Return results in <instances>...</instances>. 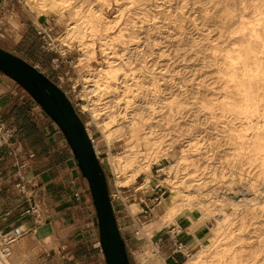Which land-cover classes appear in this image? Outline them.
Returning a JSON list of instances; mask_svg holds the SVG:
<instances>
[{
  "label": "rangeland",
  "instance_id": "obj_1",
  "mask_svg": "<svg viewBox=\"0 0 264 264\" xmlns=\"http://www.w3.org/2000/svg\"><path fill=\"white\" fill-rule=\"evenodd\" d=\"M63 2V6L73 4L79 12L99 10L111 21L110 35L114 38L122 35L118 41L110 42L107 48L108 52L113 53L116 62L123 65L122 72L112 82L116 85L121 82V86L130 87L128 109L123 111L125 118L130 119L133 112L144 117L145 124L156 128L154 138L160 142L157 155L166 154L162 162H154L150 166L151 176L146 186L151 192L157 189L155 203L167 196L166 189L159 186L166 178V167L181 155L182 148L187 144L194 145L192 155L202 154L205 150L213 151L209 152V159L200 170L206 173L205 177L208 179H215L220 171L222 159L219 157L226 152L223 149L227 148L225 145L219 147L220 143L231 128L238 126L237 120L231 122L219 110L231 95L230 89L222 80V56L230 53L233 46L230 42L238 36L235 31L237 22L242 18L252 20V12L262 5V1L63 0L61 3ZM0 4V8L8 12L14 8L23 12L25 19L30 20L33 27L31 34L34 37L31 46L15 41L4 43L1 40L0 44L5 50L37 66L39 71L65 92L83 123H89L88 134L96 146L107 182L112 187L116 186L115 176L107 160L108 147L102 141V135L92 123L89 113L81 109L82 105L87 104L85 96L81 94L82 76L95 72L100 66L105 67L98 44H94L93 56L82 57L76 49L62 47L59 41L65 35V23L70 18L67 12L60 21L54 14H42L40 9L27 0H0ZM71 5L65 9H71ZM39 22L49 24L52 28V51L45 50L46 42L37 34L36 25ZM121 98L122 96L119 98V107L123 103ZM146 102L150 104L146 105ZM124 144L125 139L120 135L112 142V155L120 154ZM202 162L198 165H202ZM143 176L141 174L135 181L141 184ZM235 187L234 191L227 190L226 194L230 199L241 200L244 188H239V191L238 186ZM118 188L121 190L122 187ZM259 189L264 193V184ZM130 211L132 214L136 212ZM206 224L209 234L212 223ZM259 228L258 234L262 231V227ZM251 236L252 234L247 235V238ZM253 239L246 244L252 245ZM201 243L191 254L207 245L205 241ZM248 252L245 251L247 254ZM263 258L264 251L257 256L259 260ZM8 262L10 263V258Z\"/></svg>",
  "mask_w": 264,
  "mask_h": 264
},
{
  "label": "bare ground",
  "instance_id": "obj_2",
  "mask_svg": "<svg viewBox=\"0 0 264 264\" xmlns=\"http://www.w3.org/2000/svg\"><path fill=\"white\" fill-rule=\"evenodd\" d=\"M62 1L27 0L42 14H54L60 21L65 12L69 14L65 35L59 40L62 47L76 49L82 57H87L95 54L94 44H98L105 67L82 76L81 94L87 104L81 109L89 113L108 147L107 160L116 186H130L141 174L144 176L140 186H146L151 176L150 166L162 162L166 154L157 155L160 142L154 138L156 128L145 124L144 117L137 116L133 110L132 117L125 118L123 111L128 109L130 87L112 82L122 72L123 65L116 62L107 48L122 35L117 38L110 35L111 21L99 10L79 12L68 3L66 6L74 9L71 12ZM261 1L262 5L251 14L252 20L242 18L237 22L238 36L230 42L233 43L230 53L222 56V80L231 95L219 110L231 122L237 120L238 126L231 128L220 143L219 147H227L219 157L220 171L215 179L205 177L206 173L200 169L211 150L192 155L194 145L187 144L181 155L166 167V178L159 185L167 192L158 203L161 226H170L180 217L189 218L194 227L212 223L209 234L203 238L206 246L192 254L183 249L188 257L183 264H264V258L257 259L264 251V193L259 191L264 184V0ZM121 96L123 103L119 107ZM120 135L125 139L123 151L112 155V142ZM200 162L202 165H198ZM235 186L238 190L244 188L241 200L230 199L226 194L227 190L234 191ZM130 208L138 210L136 206ZM259 227H262L260 234ZM252 238V245L246 244ZM0 264L10 263L0 258Z\"/></svg>",
  "mask_w": 264,
  "mask_h": 264
},
{
  "label": "crops",
  "instance_id": "obj_3",
  "mask_svg": "<svg viewBox=\"0 0 264 264\" xmlns=\"http://www.w3.org/2000/svg\"><path fill=\"white\" fill-rule=\"evenodd\" d=\"M14 9L0 8V40L31 46L30 20ZM0 122L16 128L18 153L15 157L0 153V229L25 231L13 246L10 264H104L87 183L71 164L64 137L41 108L1 73ZM137 183L121 190L108 184L130 263L183 264V249L191 253L201 245L207 224L194 227L189 218L180 217L161 226L154 200L157 189L151 192ZM131 206L138 208L133 214Z\"/></svg>",
  "mask_w": 264,
  "mask_h": 264
},
{
  "label": "water",
  "instance_id": "obj_4",
  "mask_svg": "<svg viewBox=\"0 0 264 264\" xmlns=\"http://www.w3.org/2000/svg\"><path fill=\"white\" fill-rule=\"evenodd\" d=\"M0 73L12 80L56 125L87 183L95 210L99 249L104 264H130L112 207L105 172L94 144L74 105L48 76L23 58L0 46Z\"/></svg>",
  "mask_w": 264,
  "mask_h": 264
},
{
  "label": "built area",
  "instance_id": "obj_5",
  "mask_svg": "<svg viewBox=\"0 0 264 264\" xmlns=\"http://www.w3.org/2000/svg\"><path fill=\"white\" fill-rule=\"evenodd\" d=\"M44 24L45 23L39 22L38 25H36L37 34L40 36L43 42H46L45 50L52 51L53 49L52 47L53 41L51 39L52 38L51 37L52 28L49 24L47 25H44ZM16 86L18 87V85ZM23 93L25 94L26 97H29L28 94H26L24 91ZM84 125L87 130V125L85 123ZM16 139H17L16 138V128L14 127V125H8L3 122H0V153L7 151V153L10 156L12 157L17 156L18 153L15 151V144L17 141ZM91 140L94 144V141L92 138ZM16 186L19 187V184H17ZM75 196H78V193H76ZM24 232H25L24 229H22L21 227H15L6 232L0 229V258H4L8 260L11 257L14 244L22 237ZM181 249H182L181 245H178L177 250L181 251ZM183 254L187 258V254H185L184 252Z\"/></svg>",
  "mask_w": 264,
  "mask_h": 264
},
{
  "label": "trees",
  "instance_id": "obj_6",
  "mask_svg": "<svg viewBox=\"0 0 264 264\" xmlns=\"http://www.w3.org/2000/svg\"><path fill=\"white\" fill-rule=\"evenodd\" d=\"M5 49V48H4ZM8 51V50H7ZM129 259V258H128ZM129 263H130V261H129ZM131 264V263H130Z\"/></svg>",
  "mask_w": 264,
  "mask_h": 264
}]
</instances>
